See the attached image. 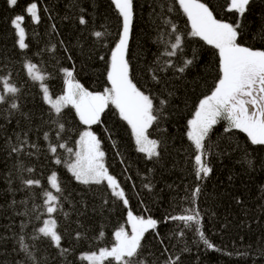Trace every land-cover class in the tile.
<instances>
[{
    "label": "trees",
    "instance_id": "obj_1",
    "mask_svg": "<svg viewBox=\"0 0 264 264\" xmlns=\"http://www.w3.org/2000/svg\"><path fill=\"white\" fill-rule=\"evenodd\" d=\"M33 2L38 4L39 23L25 11ZM201 2L217 19L237 22V15L227 10L230 0ZM133 11L126 58L133 82L153 98L160 117L148 130L160 143V157L149 160L137 151L130 126L112 105L101 123L90 128L101 141L105 166L125 191V206L106 184L84 185L72 177L67 168L71 158L58 145L78 150L79 138L89 127L70 106L57 117L26 69L27 63L37 65L54 98L66 90L64 69L74 70L75 80L94 93L110 87V55L122 33V17L112 0H18L15 7L0 0V80L19 89L0 103V264H89L81 257L110 249L114 233L127 227L129 210L159 222L157 229L145 233L133 264H264V146L252 145L239 130L224 131L222 120L205 142L211 146L208 160L213 171L203 181L195 177L196 153L187 132L199 102L211 95L222 75L218 50L191 35L178 0H133ZM17 15L25 16L26 49L19 48L12 25ZM241 29L240 43L264 50V0H253ZM95 32L104 35L97 38ZM176 34L182 46L169 57L165 52L171 50ZM188 59L193 63L178 71ZM160 100L167 103L160 105ZM13 102L18 109L11 108ZM50 145L57 146L55 155ZM13 147L22 150L13 152ZM53 173L62 194L50 187ZM26 180H38L40 186H27ZM197 186L201 191L193 202ZM45 190L60 197L51 218L62 237L61 249L67 252L37 231L50 218ZM186 209L199 211L202 230L214 248L203 243L194 227L164 222ZM21 237L34 260L22 251ZM104 264L114 262L108 258Z\"/></svg>",
    "mask_w": 264,
    "mask_h": 264
},
{
    "label": "snow or ice",
    "instance_id": "obj_2",
    "mask_svg": "<svg viewBox=\"0 0 264 264\" xmlns=\"http://www.w3.org/2000/svg\"><path fill=\"white\" fill-rule=\"evenodd\" d=\"M112 2L122 17V33L110 55V67L107 74L110 87L103 92L94 93L75 80L74 70L64 69L66 90L63 94L53 98L49 87L45 84L46 76L36 64L27 63V73L33 81L39 82L44 101L57 117L61 116L64 108L70 106L78 114L79 120L91 128L92 125L101 123L102 114L109 105H112L118 111L119 117L130 126L137 151L145 154L149 160L158 159L160 143L150 138L148 130L160 117L154 106L153 98L145 94L133 82L130 75V64L126 58L134 17L133 0H112ZM252 2L253 0H230L227 10L237 15V22L233 24L217 19L213 11L201 0H178L180 8L190 21L191 35L199 37L218 50L222 74L214 91L199 102L194 118L189 121L187 136L196 153L194 172L199 181L206 179L213 171L208 160L211 146L205 142L209 139L214 126L222 120L226 121L224 131L239 130L247 134L252 145L264 146V50H254L239 42L242 30L241 21L249 11ZM17 3L18 0H8L10 7H15ZM25 11L34 23L40 22L37 3H31ZM24 20V15H17L12 20V25L18 35L20 49L28 47L25 42V28L22 26ZM80 23L85 24L86 20L81 18ZM171 31L174 34L177 32L174 25ZM94 35L100 38L104 34L95 32ZM172 39L171 50L165 52V55L169 57L175 56L176 51L182 46V38L179 34L174 35ZM192 63L191 59L186 60L184 66L180 67L178 71L183 72ZM0 85H2L0 103H6L9 95L15 96L19 91L7 79L0 80ZM166 103V100H160V105ZM11 108L18 109L19 105L13 102ZM58 127L60 131H63V123H59ZM47 138L46 133L45 139ZM58 147L69 154L71 159L67 162V168L77 182L84 185L106 184L114 197L122 201L125 206L128 205L125 191L105 166V153L101 149V141L92 131L82 133L76 151L64 143H60ZM21 150L22 148L18 147L12 148L13 152ZM49 150L55 155L57 146L50 145ZM55 163L59 165L62 161L57 158ZM249 163L251 164V161ZM28 171H32V169H28ZM25 184L40 186V181L26 180ZM49 184L56 193H63L61 182L56 173L49 177ZM146 187L148 186L146 185ZM200 191L199 186L194 188L193 202L199 196ZM43 195L45 212L50 218L43 221V226L37 231L56 248L61 249L62 237L57 231L56 220L51 218L52 214L58 211L60 197L49 190H45ZM128 221L131 225V234L122 227L114 233L115 243L110 249L103 248L98 254L93 252L83 255L81 259L88 261L89 264H104L108 258H111L114 264H133V258L138 257L142 248L141 241L145 233L157 229L159 222L151 217L133 215L131 211L128 212ZM168 221H178L184 228L194 227L203 243L208 248H214L202 230L198 210L186 209L184 214L165 217L164 222ZM102 235L103 233H101ZM179 235L183 236V232L181 231ZM20 245L22 251L34 260L35 258L32 257L28 245L24 243L23 237L20 238ZM61 251L62 253L67 252L68 249H61ZM178 259L179 257H177ZM171 264H175V261H172Z\"/></svg>",
    "mask_w": 264,
    "mask_h": 264
},
{
    "label": "rangeland",
    "instance_id": "obj_3",
    "mask_svg": "<svg viewBox=\"0 0 264 264\" xmlns=\"http://www.w3.org/2000/svg\"><path fill=\"white\" fill-rule=\"evenodd\" d=\"M0 94H2V93H0ZM54 98V97H53ZM84 131H91V129L90 128H88V129H86V130H84ZM93 132V131H92ZM94 133V132H93ZM129 211H131V210H129ZM128 211V212H129ZM134 215V214H133ZM125 230H127L128 232H129V234H131V225H130V223H129V221H128V217H127V227H125ZM97 254L99 253V251L98 252H96ZM87 254H91V253H87ZM86 254V255H87Z\"/></svg>",
    "mask_w": 264,
    "mask_h": 264
}]
</instances>
